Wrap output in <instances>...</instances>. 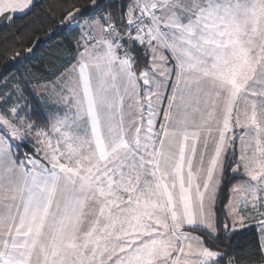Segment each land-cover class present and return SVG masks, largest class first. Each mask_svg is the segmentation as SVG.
Here are the masks:
<instances>
[{
  "label": "snow or ice",
  "instance_id": "snow-or-ice-1",
  "mask_svg": "<svg viewBox=\"0 0 264 264\" xmlns=\"http://www.w3.org/2000/svg\"><path fill=\"white\" fill-rule=\"evenodd\" d=\"M2 24L0 264H264V0H0Z\"/></svg>",
  "mask_w": 264,
  "mask_h": 264
},
{
  "label": "trees",
  "instance_id": "trees-1",
  "mask_svg": "<svg viewBox=\"0 0 264 264\" xmlns=\"http://www.w3.org/2000/svg\"><path fill=\"white\" fill-rule=\"evenodd\" d=\"M58 2V0H44L45 4H56ZM23 23L22 20L17 19L16 20V24L19 25ZM13 29L10 28L8 25L6 24H2L0 25V60H2L3 57V52L5 49H7L11 43H12V37H11V33H12ZM42 35V34H41ZM250 237H245V239H248Z\"/></svg>",
  "mask_w": 264,
  "mask_h": 264
}]
</instances>
